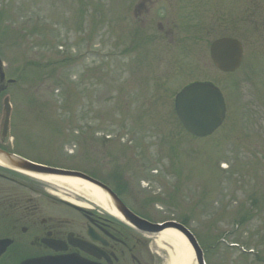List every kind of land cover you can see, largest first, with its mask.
<instances>
[{"label": "rangeland", "instance_id": "obj_1", "mask_svg": "<svg viewBox=\"0 0 264 264\" xmlns=\"http://www.w3.org/2000/svg\"><path fill=\"white\" fill-rule=\"evenodd\" d=\"M223 37L244 47L235 74L210 56ZM0 58L16 81L0 110L9 97L19 153L104 181L151 221L185 225L206 264H264V0H0ZM195 82L226 102L205 139L174 109ZM28 178L49 201L93 206Z\"/></svg>", "mask_w": 264, "mask_h": 264}, {"label": "flooded vegetation", "instance_id": "obj_2", "mask_svg": "<svg viewBox=\"0 0 264 264\" xmlns=\"http://www.w3.org/2000/svg\"><path fill=\"white\" fill-rule=\"evenodd\" d=\"M0 150L37 165L58 168L19 153L15 139L3 137L1 131ZM30 182L27 176L0 166V264L159 263L149 241L153 236L96 203L87 201L93 206L76 208L49 201L45 198L50 197ZM36 194L40 200L35 199ZM124 204L134 216L158 224Z\"/></svg>", "mask_w": 264, "mask_h": 264}, {"label": "water", "instance_id": "obj_3", "mask_svg": "<svg viewBox=\"0 0 264 264\" xmlns=\"http://www.w3.org/2000/svg\"><path fill=\"white\" fill-rule=\"evenodd\" d=\"M210 52L214 65L223 73L236 72L240 68L243 61V47L239 41L234 39L223 38L215 41L211 46ZM175 110L178 119L183 124L184 128L197 138H204L212 135L218 128L221 127L226 115L225 102L220 90L208 83H196L183 90L176 97ZM10 113L11 110L7 100L5 120L6 130L9 126ZM0 158L6 164L16 169L33 174L85 181L100 190L109 199L116 211L125 217V219L130 220V216L133 217V215H131L121 203L119 198L109 188L82 173L46 169L27 161H23L19 158L6 157V155H3L1 152ZM132 223L138 227H143L142 224L151 226L152 228H143V230L154 234H160L170 229L178 232L191 246L195 254L196 264H205L204 254L199 247L197 240L184 226L177 223H167L163 226H153L137 219L136 217H134Z\"/></svg>", "mask_w": 264, "mask_h": 264}, {"label": "bare ground", "instance_id": "obj_4", "mask_svg": "<svg viewBox=\"0 0 264 264\" xmlns=\"http://www.w3.org/2000/svg\"><path fill=\"white\" fill-rule=\"evenodd\" d=\"M36 178L46 183L60 185L63 188L73 191L75 194L83 196L88 201L102 206L114 216L120 217L109 199L100 190L85 181L61 177ZM65 200L72 204H77L73 200ZM156 244L166 253L167 259L165 264H196L191 246L179 233L173 230H166L156 236Z\"/></svg>", "mask_w": 264, "mask_h": 264}]
</instances>
